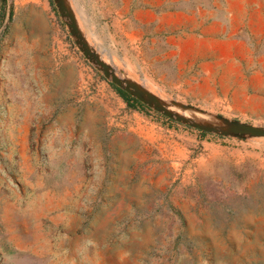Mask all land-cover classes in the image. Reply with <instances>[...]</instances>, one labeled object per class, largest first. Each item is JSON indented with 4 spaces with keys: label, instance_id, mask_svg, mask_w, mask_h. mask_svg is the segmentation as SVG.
Masks as SVG:
<instances>
[{
    "label": "rangeland",
    "instance_id": "rangeland-1",
    "mask_svg": "<svg viewBox=\"0 0 264 264\" xmlns=\"http://www.w3.org/2000/svg\"><path fill=\"white\" fill-rule=\"evenodd\" d=\"M145 2L158 60L128 80L185 121L55 0H0V264H264V136L230 131L264 130V0Z\"/></svg>",
    "mask_w": 264,
    "mask_h": 264
},
{
    "label": "crops",
    "instance_id": "crops-1",
    "mask_svg": "<svg viewBox=\"0 0 264 264\" xmlns=\"http://www.w3.org/2000/svg\"><path fill=\"white\" fill-rule=\"evenodd\" d=\"M71 7L84 40L97 56L126 80L148 78L158 60V26L152 28L145 0H76ZM164 33V30L162 31Z\"/></svg>",
    "mask_w": 264,
    "mask_h": 264
},
{
    "label": "water",
    "instance_id": "water-1",
    "mask_svg": "<svg viewBox=\"0 0 264 264\" xmlns=\"http://www.w3.org/2000/svg\"><path fill=\"white\" fill-rule=\"evenodd\" d=\"M58 4V7L61 11V14L63 17L68 18V22L67 25L72 33V35L76 36L79 39H82V34L80 33L76 18L72 12V10H70L66 4L65 0H55ZM83 48L82 51L84 53V55L88 58V59H92L95 61V63L97 65H99L102 68V71L105 75L106 78H108L109 80L112 81V83H114L115 85H117L118 87L122 88L123 90H125L127 93H129L130 95H132L133 97H135L137 100H139L140 102L153 107L156 111L163 113L165 116L171 118V119H176L177 121L181 122V121H185V119L183 117L180 116H175L172 112H170L161 102L160 100L153 94H151L150 92L144 90L141 86H139L138 84L131 82L129 80H123L122 78L118 77L113 70L103 61H101L88 47V45L86 43H83ZM199 129H204L206 131H214L211 128H206L203 126H200L198 124H191ZM231 132L234 133H251L253 135H257V136H264V130H260V129H255V128H251V127H243V128H239V127H235V128H231L230 129ZM227 132H223V134H226Z\"/></svg>",
    "mask_w": 264,
    "mask_h": 264
},
{
    "label": "bare ground",
    "instance_id": "bare-ground-1",
    "mask_svg": "<svg viewBox=\"0 0 264 264\" xmlns=\"http://www.w3.org/2000/svg\"><path fill=\"white\" fill-rule=\"evenodd\" d=\"M175 108V107H174ZM169 109L170 110H175V109H173V108H171V107H169ZM178 109V108H177ZM193 111V110H192ZM183 113V112H182ZM185 114H186V116L187 117H189V118H194L195 120H197V121H203L204 120V118L202 117V115L200 116V115H198V114H196V113H194V112H191V111H185Z\"/></svg>",
    "mask_w": 264,
    "mask_h": 264
}]
</instances>
